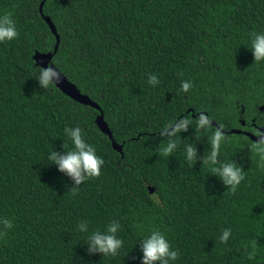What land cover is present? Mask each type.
I'll use <instances>...</instances> for the list:
<instances>
[{
  "label": "trees",
  "instance_id": "obj_1",
  "mask_svg": "<svg viewBox=\"0 0 264 264\" xmlns=\"http://www.w3.org/2000/svg\"><path fill=\"white\" fill-rule=\"evenodd\" d=\"M5 12L18 36L0 42V218L12 222L0 235V264H141L139 244L153 230L179 252L176 264H264V169L254 142L228 133L264 105V61L250 50L264 33V0H0ZM45 16L60 37L52 63L101 111L39 86L33 57L58 42ZM101 112L113 139L96 123ZM201 113L206 130L197 129ZM182 118L189 128L165 156L159 132ZM76 126L105 163L73 191L47 156L73 149L64 129ZM217 130L218 163L244 171L234 192L202 163ZM189 144L199 156L192 163ZM112 221L123 241L117 255L87 254L90 234Z\"/></svg>",
  "mask_w": 264,
  "mask_h": 264
},
{
  "label": "clouds",
  "instance_id": "obj_2",
  "mask_svg": "<svg viewBox=\"0 0 264 264\" xmlns=\"http://www.w3.org/2000/svg\"><path fill=\"white\" fill-rule=\"evenodd\" d=\"M18 36V31L10 13L0 14V42L12 41ZM252 55L255 62L264 61V33L253 34L251 41ZM59 72L55 67L49 65L47 68H39V76L36 80L42 89L49 88L50 85L56 84L59 81ZM148 83L153 87L159 84V79L156 75L148 76ZM192 87L189 81L181 83V91L188 92ZM191 120L182 118L174 124H166L159 132L163 138H167L166 145L162 148V154L170 155L177 147L176 137L182 132H186L189 128ZM197 129H207L210 125V120L201 113L196 120ZM64 133L73 145L72 150H66L61 154L57 150L51 151L47 159L50 165H55L61 173L71 177L74 182L75 191L79 185L88 179L96 178L101 175V168L105 161L98 156L96 149L86 142L82 129L79 126L65 127ZM224 137L217 130L211 136V151L210 154L202 160L211 166V172L217 176L220 181L231 191H235L240 183L245 179L243 168L237 166L235 162L218 163V156ZM252 157L255 159L257 167L264 169V135L257 142L251 143L248 146ZM186 160L189 163L199 159L198 150L191 144L185 146ZM12 227V222L6 218H0V235H3L6 230ZM88 222L81 221L77 225L79 232H88ZM120 229V224L117 221H112L106 226L104 231H96L90 234L87 241V254H103V256H116L118 251L123 246V241L118 238L117 233ZM231 236V230L225 229L220 235L221 242H227ZM142 260L141 264H176L179 258V252L173 250L169 240L160 230H153L148 236L140 242Z\"/></svg>",
  "mask_w": 264,
  "mask_h": 264
},
{
  "label": "water",
  "instance_id": "obj_3",
  "mask_svg": "<svg viewBox=\"0 0 264 264\" xmlns=\"http://www.w3.org/2000/svg\"><path fill=\"white\" fill-rule=\"evenodd\" d=\"M43 3L41 4V11L43 9ZM43 13V12H42ZM45 20L47 21V23L49 24L53 34L56 36L57 38V44L55 46L54 52H49V53H39L36 52L33 59L36 61V65L40 66L42 68H47L49 67V65L55 67V65L52 63V59L54 57V55L56 54L58 47H59V42H60V37L57 33L56 27L53 24L52 20L50 17H46L45 16ZM56 68V67H55ZM56 70L59 72L60 76H59V81L58 83H56L55 85L68 97H70L72 100L85 105V106H91L99 111H101L100 106L94 102L87 94H84L81 92V90L71 81H69V79L59 70L56 68ZM96 123L99 127V129L108 134L110 138L113 139L112 136V132L109 129L108 124L105 122L104 120V114L101 112V114L99 116H97L96 118ZM213 125H216V122L212 121L211 122ZM224 133V131H223ZM228 133H232V134H242L245 133L247 135H249L251 137L252 140L257 141L260 137H256L253 134H249L246 132H243L242 130L239 129H233L231 131H229ZM264 135V133H263ZM113 147L115 149H117L118 151H122V146L117 144L114 140H113ZM150 192L153 193L154 192V188L150 187Z\"/></svg>",
  "mask_w": 264,
  "mask_h": 264
},
{
  "label": "flooded vegetation",
  "instance_id": "obj_4",
  "mask_svg": "<svg viewBox=\"0 0 264 264\" xmlns=\"http://www.w3.org/2000/svg\"><path fill=\"white\" fill-rule=\"evenodd\" d=\"M241 126L243 132L253 134L256 137H260L264 133V105L260 106L258 108V111L255 113V115L249 119L250 122H248L246 119L241 118ZM243 135L247 136L251 141L257 142L251 139V137L245 133H242Z\"/></svg>",
  "mask_w": 264,
  "mask_h": 264
}]
</instances>
